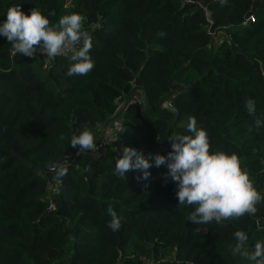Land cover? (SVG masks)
<instances>
[{"label": "trees", "instance_id": "obj_1", "mask_svg": "<svg viewBox=\"0 0 264 264\" xmlns=\"http://www.w3.org/2000/svg\"><path fill=\"white\" fill-rule=\"evenodd\" d=\"M252 3L0 0V24L13 6L52 25L84 17L95 64L70 77L68 56L13 55L0 36V264H253L233 254L234 233L248 235L250 252L264 242V202L255 216L198 225L188 219L195 206L178 207L165 166L150 161L148 180L138 170L114 174L124 147L167 156L168 138L191 135L194 117L210 153L236 154L264 196V125L255 126L264 121V0L246 23ZM217 30L226 31L219 44ZM115 121L121 127L97 157L70 146L85 126L97 141ZM53 163L67 169L60 182ZM109 206L121 217L115 232Z\"/></svg>", "mask_w": 264, "mask_h": 264}, {"label": "clouds", "instance_id": "obj_2", "mask_svg": "<svg viewBox=\"0 0 264 264\" xmlns=\"http://www.w3.org/2000/svg\"><path fill=\"white\" fill-rule=\"evenodd\" d=\"M220 3L222 6L227 5L228 0H220ZM83 24L84 17L79 14L65 15L52 25L35 8L30 15H26L20 6H13L7 10L6 20L0 24V36L6 37L12 45L13 55L19 53L31 58L39 51L48 60L68 56L72 63L67 75L86 76L95 64L89 54L92 41L89 33L83 30ZM157 35L163 37L165 33ZM245 107L250 116H255L254 100L247 99ZM262 125L264 121L255 120L257 128ZM187 132L191 135L174 133L168 138L172 151L167 156L148 154L146 158L143 152L124 147L122 156L116 162L114 174L121 179H128L127 173L138 170L142 176L136 179L148 180L151 175L148 169L153 166L150 161H154L157 168L165 166L168 171L163 179L167 182L170 178L176 184L178 207L195 206L188 219L198 225L212 221L222 224L223 221L239 219L245 215L255 216L258 211L256 205L264 202V196L254 187L248 171L242 169L239 157L224 152L210 153L207 132L197 127L194 117L189 118ZM70 146H79L80 153L94 151L96 144L93 133L85 126L79 135L71 137ZM50 170L55 173L53 179L56 182L67 175V169L60 164H51ZM107 212L111 217L107 226L114 232L118 231L122 226L121 217L111 206ZM234 237L237 241L234 255L239 254L253 264H264V242L257 241L254 250L250 252L246 247L248 235L245 232L237 231Z\"/></svg>", "mask_w": 264, "mask_h": 264}, {"label": "rangeland", "instance_id": "obj_3", "mask_svg": "<svg viewBox=\"0 0 264 264\" xmlns=\"http://www.w3.org/2000/svg\"><path fill=\"white\" fill-rule=\"evenodd\" d=\"M184 3H188V2H184ZM250 19L249 18L246 19V23H248V21ZM225 32L226 31H224V30H217L216 32L213 33V37L215 39L216 44H219L221 42V40L225 38V34H226ZM122 105H123V103H120L119 106L122 107ZM120 127H121L120 121H115L113 124H108V125H105L103 128H101V130L102 129L103 130L102 131L99 130V134L96 138L97 141H95L96 147H101L102 144H104V142L106 144L107 140L113 139L115 137L116 133L119 131ZM105 148H106V146H105Z\"/></svg>", "mask_w": 264, "mask_h": 264}, {"label": "built area", "instance_id": "obj_4", "mask_svg": "<svg viewBox=\"0 0 264 264\" xmlns=\"http://www.w3.org/2000/svg\"><path fill=\"white\" fill-rule=\"evenodd\" d=\"M183 2H191L192 0H182ZM252 16H250L249 17V19L251 18ZM251 21L253 20V18H251L250 19ZM245 22H246V19H245ZM37 52H39V51H37ZM104 142V141H103ZM102 144V143H101ZM105 146H106V144H105V142H104V144H102V146L101 147H96V149L94 150V151H87V152H84V153H80L79 152V148H78V153H80V154H83V155H89V156H92V157H97L102 151H104L105 150ZM51 207V206H50Z\"/></svg>", "mask_w": 264, "mask_h": 264}, {"label": "water", "instance_id": "obj_5", "mask_svg": "<svg viewBox=\"0 0 264 264\" xmlns=\"http://www.w3.org/2000/svg\"><path fill=\"white\" fill-rule=\"evenodd\" d=\"M258 3H259V0H253V3H252V6H251V9L250 11L245 15V19H248L256 10L257 6H258ZM0 134H2L3 136H5L4 132H3V129L0 125ZM12 145H13V152H15V145H14V142H12ZM65 159H68V158H65ZM64 159V160H65ZM41 169H37V171H41Z\"/></svg>", "mask_w": 264, "mask_h": 264}]
</instances>
